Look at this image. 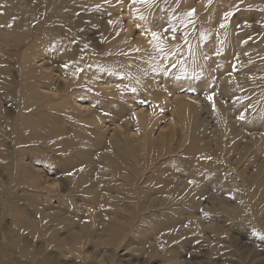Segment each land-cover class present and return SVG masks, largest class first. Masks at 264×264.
<instances>
[{
	"label": "rangeland",
	"instance_id": "obj_1",
	"mask_svg": "<svg viewBox=\"0 0 264 264\" xmlns=\"http://www.w3.org/2000/svg\"><path fill=\"white\" fill-rule=\"evenodd\" d=\"M9 1L31 14L19 39L0 0V264H264V0H64L87 43ZM46 62L83 85L71 116L19 104Z\"/></svg>",
	"mask_w": 264,
	"mask_h": 264
},
{
	"label": "bare ground",
	"instance_id": "obj_2",
	"mask_svg": "<svg viewBox=\"0 0 264 264\" xmlns=\"http://www.w3.org/2000/svg\"><path fill=\"white\" fill-rule=\"evenodd\" d=\"M9 3H10V8H11V10L13 11V14L14 13H16L17 15H18V17H17V20L15 21V27L13 28V30L14 31H12L11 33H16V35H17V38H19V39H23L24 40V38L26 37V31H25V28H24V18H21V17H23V15L24 14H27V15H30L31 13H30V10H27L26 8H23V7H17L16 6V8H15V6H13L12 4H11V2L9 1V0H7ZM33 2L35 3V5H36V3H37V7L40 9V7L41 8H44V3L46 4V9L48 10L49 9V12H48V14H49V17H54V18H52V19H55V20H57V19H60L62 22H63V24H60V23H50V24H48L46 27L44 26V25H41L42 24V22L41 21H39V24H38V26H37V28H39V27H41V29H40V31H39V33L41 34V36L42 37H44V38H48V36L49 35H52L54 38H57V39H62V31H63V29H64V27H69L72 31H75L76 30V32H77V35H79L80 37H82L83 39H84V42L85 43H87V38L85 37V33H84V31L83 32H80L79 30L81 29V27H80V25H73V21H74V19H73V16H71L70 15V13L71 12H67V13H65V14H59L58 13V11L60 10V6H62V4H64V0H57V2L55 1V0H33ZM16 5V4H15ZM52 6V7H51ZM51 7V8H50ZM63 8H64V6H63ZM62 8V9H63ZM16 9H19L20 11H21V13H18L17 11H16ZM63 13V12H62ZM55 16L56 17H60V18H55ZM9 18L10 19H12L13 20V15L12 14H9ZM42 19V18H41ZM41 19H39V20H41ZM73 19V20H72ZM49 20V19H48ZM36 21V20H35ZM45 22H47V21H45ZM44 22V23H45ZM98 22V20L97 19H94L93 18V23H97ZM7 25H8V23L7 22H3V25H2V23H0V28H7ZM115 26V25H114ZM10 28H11V26H10ZM46 28H48L47 29V31H46ZM51 28H56V29H51ZM69 28H68V30H69ZM112 29H113V26H112ZM118 29V28H117ZM52 30H55L56 31V34H51V31ZM115 32H116V29H115ZM14 33V34H15ZM61 33V34H60ZM60 34V35H59ZM2 35V34H1ZM11 35V34H10ZM114 35H115V33H114ZM50 39V38H49ZM50 41V40H49ZM49 41H47V43H49ZM14 43V42H13ZM19 43V42H18ZM27 45L25 44V45H22L20 48H25ZM22 49V50H23ZM70 51H72V50H70ZM24 53H23V65L24 66H26V68H27V72L29 73V75L31 74L32 75V73H35V72H37V70L34 68V66H33V64H29L28 63V61L30 60H28V53L26 52V51H23ZM45 53V52H44ZM76 53V52H75ZM72 54V53H71ZM35 56H38V54H35ZM68 56V55H67ZM70 56V55H69ZM21 57H22V55H21ZM33 57V56H32ZM40 57H42V54H41V56ZM75 57V56H74ZM72 58V57H71ZM68 59V58H67ZM22 60V59H21ZM69 61V60H68ZM71 61H72V59H71ZM74 61H76V60H74ZM66 62V61H65ZM65 62H63V64L65 63ZM73 62V61H72ZM69 63V62H68ZM52 65L51 64H49L48 62H46V63H44V64H42V66L39 68V70H42L43 72L42 73H40V74H38V75H36L37 77H39V79H48L50 82L49 83H46V84H41V83H39L38 84V86H36V83L34 82V81H32L30 84H32L33 86L35 85L36 87H35V89L36 90H38V91H40V92H38L37 94H33V92L32 91H27V94H28V96L26 97V98H24V99H18V100H21L20 102H19V104L21 105V106H24L23 108L24 109H29V108H38V107H42V106H44V109H45V111H50V112H54L55 113V111H59L60 113H62L63 115L62 116H71V113L70 112H68V110H69V107L67 106V101L69 100V98H72V96H73V94H74V92H73V88H70L72 85H74V84H77V85H80V86H83L82 85V83H80V82H78V83H73L74 81H73V75L72 74H70L67 78L66 77H64V76H62L61 75V73L59 74H56L55 72L58 70L59 72H60V67H58V66H53V67H51ZM28 68H30V69H28ZM26 71H24V72H26ZM26 72V73H27ZM64 72V71H63ZM21 73H22V71H21ZM21 75V74H20ZM23 75H24V73H23ZM29 75H28V79L30 78L29 77ZM230 76H232V75H230ZM25 77H27V76H25ZM24 77V78H25ZM95 77H97V74H95ZM22 78V77H21ZM31 78H34V77H31ZM30 78V79H31ZM36 78V77H35ZM30 79H29V81H30ZM32 80V79H31ZM36 80V79H35ZM38 80V79H37ZM224 80H230V77H224ZM42 81V80H41ZM44 81V80H43ZM25 82V81H24ZM59 82H62V84L64 83L65 84V88L64 89H60L61 87H59L58 86V84L57 83H59ZM83 82V81H82ZM222 82V81H221ZM224 82V81H223ZM28 83V82H27ZM28 85V84H27ZM71 85V86H70ZM32 86V87H33ZM70 86V87H69ZM25 87H26V85H25ZM28 89V88H27ZM33 90V89H32ZM35 90V91H36ZM40 93V94H39ZM26 96V95H25ZM65 103H66V106H65ZM62 111V112H61ZM58 112V113H59ZM48 114H50V113H48ZM51 115V114H50ZM0 116H3V118L6 116L5 114H4V109L2 108V107H0ZM222 116V114L220 115V117ZM2 118V117H1ZM222 118H223V116H222ZM221 118V119H222ZM133 120V118L132 117H130L129 119H127V120H123L122 121V125L124 126V128L126 129V130H124L122 133H120L119 132V129L117 128V129H115L114 130V132H113V134H109V136H107L106 137V140L108 141V143H112L113 141H120V140H122V138L124 139V140H128V141H135V138H133V137H130L129 136V128H130V121H132ZM109 128V127H108ZM106 129V128H105ZM33 132H34V130H32ZM31 131V132H32ZM100 130L99 129H96V132H99ZM106 132L108 131L107 129L105 130ZM26 132V131H25ZM29 132V131H28ZM3 133V132H2ZM32 135V134H31ZM4 136H7V134H4ZM32 137V136H31ZM34 137V136H33ZM24 138V137H23ZM41 138V137H40ZM18 139V138H17ZM21 139V138H20ZM26 140V139H25ZM30 140H32L33 141V139L32 138H30ZM29 140V141H30ZM36 140H38V139H36ZM6 142V141H5ZM20 142V141H19ZM18 142V143H19ZM7 143V142H6ZM21 143V142H20ZM106 145V144H105ZM5 149H6V151L8 152V156H9V158H13V156H14V153H15V151H14V149L12 148H9V147H6L5 146ZM105 150V149H104ZM105 152V151H104ZM109 153H108V150H107V152L106 153H104V156H107ZM98 156V155H97ZM101 156V155H100ZM103 156V155H102ZM101 156V157H102ZM6 157V156H5ZM88 157V156H87ZM158 158V157H157ZM2 159V158H1ZM93 159V158H92ZM17 160V159H16ZM19 160V159H18ZM153 160V159H152ZM15 161V160H14ZM95 161V160H94ZM93 162V161H92ZM154 161H152V163H153ZM12 163V162H11ZM17 163V162H16ZM95 163V162H94ZM93 163V164H94ZM97 163V162H96ZM151 163V162H150ZM13 164H14V162H13ZM13 164H12V166H13ZM17 165V164H16ZM15 166V165H14ZM79 166V165H78ZM12 168V167H11ZM9 170V169H8ZM79 170V169H78ZM75 171V170H74ZM100 171V170H99ZM102 171V170H101ZM100 171V172H101ZM70 172V171H69ZM133 172H135V171H133ZM137 172V171H136ZM138 172H140V171H138ZM126 174V173H125ZM129 173L127 172V174L126 175H128ZM141 174H142V172H141ZM73 175L75 176V174L73 173ZM132 176H133V174H132ZM173 176V175H172ZM98 177V176H97ZM126 176H124L123 178H125ZM137 177H140V176H137ZM142 177H145L146 178V176L144 175V174H142ZM122 178V179H123ZM62 179H64V178H62ZM120 179H121V177H120ZM128 179V178H127ZM132 179V178H131ZM166 179V178H165ZM90 179H86L84 182H88V184L89 183H94V181H89ZM124 181H125V179H124ZM129 181V180H128ZM96 182H97V180H96ZM161 182V181H160ZM2 183V182H1ZM83 183V182H82ZM95 184V183H94ZM1 185V184H0ZM86 186V185H85ZM122 186V185H121ZM122 187H124V186H122ZM93 188H94V186H93ZM97 188V187H96ZM161 188V187H160ZM159 188V189H160ZM86 189V188H85ZM99 189H101V188H99ZM94 190H95V188H94ZM112 190V189H111ZM151 190V189H150ZM162 190V189H161ZM67 191V190H66ZM70 191V190H69ZM96 191V190H95ZM159 191V190H158ZM98 192V191H97ZM152 192V191H151ZM60 193H62V192H60ZM103 193H104V190H103ZM106 193V192H105ZM113 193V192H112ZM162 193V192H161ZM102 194V193H101ZM114 194V193H113ZM100 195V194H99ZM99 195L97 194V195H95V198L96 199H98V200H95V201H97V203H99L98 201L100 200H102V198H99ZM116 195V194H115ZM118 195V194H117ZM121 195V194H120ZM120 195H118V196H120ZM92 196H94V195H92ZM152 196L153 195H151V197L150 198H152ZM74 197H76V196H74ZM111 197H112V195H111ZM147 198H149V196H146ZM145 197V198H146ZM118 198V197H117ZM190 198H191V196H190ZM71 199V198H70ZM111 199H113V198H111ZM77 200V199H76ZM82 201H83V204L86 206V205H89V204H86L85 202H87V201H89V200H84V199H81ZM80 200V201H81ZM109 200H110V198H109ZM132 200L134 201V199L132 198ZM131 200V197H130V201H132ZM156 200V199H155ZM132 201V202H133ZM145 201V200H144ZM144 201L142 202V203H144ZM94 202L92 201V204H93ZM101 203H102V201H101ZM198 203H200V202H198ZM150 204V203H149ZM94 205H95V203H94ZM151 208V207H150ZM149 209V208H148ZM89 210V209H88ZM94 210V209H93ZM102 214V213H101ZM112 260H114V259H112ZM177 262V261H176ZM180 262V261H179Z\"/></svg>",
	"mask_w": 264,
	"mask_h": 264
},
{
	"label": "snow or ice",
	"instance_id": "obj_3",
	"mask_svg": "<svg viewBox=\"0 0 264 264\" xmlns=\"http://www.w3.org/2000/svg\"><path fill=\"white\" fill-rule=\"evenodd\" d=\"M191 12H192V14H194L195 10L193 9V10H191ZM221 27H223V25H221Z\"/></svg>",
	"mask_w": 264,
	"mask_h": 264
}]
</instances>
